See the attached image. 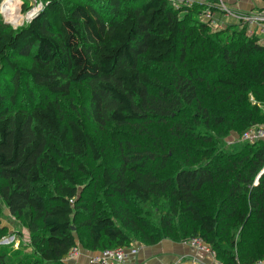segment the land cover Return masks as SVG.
Instances as JSON below:
<instances>
[{"label":"trees","instance_id":"trees-1","mask_svg":"<svg viewBox=\"0 0 264 264\" xmlns=\"http://www.w3.org/2000/svg\"><path fill=\"white\" fill-rule=\"evenodd\" d=\"M45 1L0 19V202L33 247L10 264L193 237L221 264L264 258V139L227 140L264 127V44L203 5Z\"/></svg>","mask_w":264,"mask_h":264},{"label":"rangeland","instance_id":"rangeland-1","mask_svg":"<svg viewBox=\"0 0 264 264\" xmlns=\"http://www.w3.org/2000/svg\"><path fill=\"white\" fill-rule=\"evenodd\" d=\"M3 1L5 2V0H0V19L10 24L14 28L23 25L28 19H30L31 14H34L35 12L41 10L46 3L45 0H19L20 3L18 9L22 17L19 19L18 22H12L11 19L7 17L4 11L2 10V4L4 3ZM214 1L219 2V0H206L205 2L207 4H211ZM258 1L262 3L264 2V0H258ZM202 5L204 6V4ZM203 9L204 8L202 7L201 10ZM29 13L30 16L28 17ZM19 58L23 59L21 57ZM25 81L26 78L24 79V82ZM11 87H12L11 71L6 63L0 61V89L1 91L6 92V90H9ZM27 90L28 89L24 83V85H22L21 89L17 94L16 97L17 103L22 104L23 103L22 101L26 97H28V100H30L29 97L33 99L31 94L34 96V98H37L38 93L36 92L35 89H32L31 94H29ZM63 107L69 109L68 104H65ZM101 135L103 134L101 132H98V138ZM237 139L239 140V135H237L236 133H230L229 136L227 137V140H229L230 142L236 141ZM1 233L4 234L0 236V250L3 251L4 254H6V256H4L3 258L4 263L10 264L12 260H16L33 252V247L31 245V237L28 228L25 226V224L20 218L11 215L2 202H0V234ZM162 240H159L158 242ZM77 245L80 247L79 244ZM137 245H138L137 242H133L131 243V245L125 247L134 246L135 248V246ZM81 251L82 253L80 252L74 258H71L70 261L77 259L80 254L82 255L87 254L86 250H83L82 248ZM129 253H132L130 248L125 250V256L121 261H116V262L114 261L108 264L120 263L125 261ZM89 262L92 263L90 260ZM92 264H96V263H92Z\"/></svg>","mask_w":264,"mask_h":264},{"label":"built area","instance_id":"built-area-1","mask_svg":"<svg viewBox=\"0 0 264 264\" xmlns=\"http://www.w3.org/2000/svg\"><path fill=\"white\" fill-rule=\"evenodd\" d=\"M205 1L206 0H165L168 6L173 9H187L192 8L193 6L204 4V9L198 13V18L204 22L209 23L215 29L223 28V25H221V21H218L215 18V10L218 9L224 16L233 18L237 21V23L246 25H258L260 28L262 27L261 30H264V6L250 11H242L231 7L224 0H219V2L214 1L211 3L212 5L207 4ZM37 12L31 14L30 18H32ZM239 138L241 140H247L251 142L264 139V127L261 125L252 126L249 129L243 131ZM184 243H188L195 247L197 250L204 251L211 257L215 258V251L201 238L193 237L187 241H184ZM129 248L132 252L136 251V248H134V246H118L114 248H105L100 252L91 254L89 256V260L92 263L96 264H108L114 261H121L125 256V250ZM80 252L81 248L78 245H74L69 249L66 259L74 258ZM191 264L203 263L199 260H193L191 261ZM250 264H264V258H259Z\"/></svg>","mask_w":264,"mask_h":264},{"label":"crops","instance_id":"crops-1","mask_svg":"<svg viewBox=\"0 0 264 264\" xmlns=\"http://www.w3.org/2000/svg\"><path fill=\"white\" fill-rule=\"evenodd\" d=\"M226 3L242 11L258 9L264 5V2L258 0H226ZM215 18L221 21L223 27L237 23L233 18L224 16L218 9L215 11ZM261 28L258 25H247L246 32L250 35H256L259 43L264 44V30ZM135 248L136 251L129 253L125 261L113 264H191L193 260H199L203 264H221L216 258L204 251L197 250L188 243L175 242L169 239H163L152 245L138 243ZM91 254L93 252H87L86 255L80 254L77 259L73 261L66 259V262L68 264H92L89 262Z\"/></svg>","mask_w":264,"mask_h":264},{"label":"bare ground","instance_id":"bare-ground-1","mask_svg":"<svg viewBox=\"0 0 264 264\" xmlns=\"http://www.w3.org/2000/svg\"><path fill=\"white\" fill-rule=\"evenodd\" d=\"M19 3V0H5V2L2 4V10L4 11L5 15L11 19L12 22H18L22 17L18 9ZM29 16L30 13L28 14V17Z\"/></svg>","mask_w":264,"mask_h":264},{"label":"water","instance_id":"water-1","mask_svg":"<svg viewBox=\"0 0 264 264\" xmlns=\"http://www.w3.org/2000/svg\"><path fill=\"white\" fill-rule=\"evenodd\" d=\"M264 170V169H263Z\"/></svg>","mask_w":264,"mask_h":264}]
</instances>
